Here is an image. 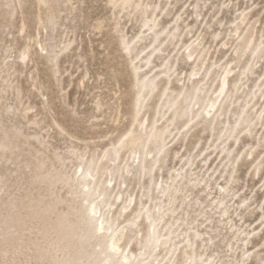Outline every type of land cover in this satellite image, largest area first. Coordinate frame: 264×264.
I'll return each mask as SVG.
<instances>
[{
	"label": "rangeland",
	"instance_id": "1",
	"mask_svg": "<svg viewBox=\"0 0 264 264\" xmlns=\"http://www.w3.org/2000/svg\"><path fill=\"white\" fill-rule=\"evenodd\" d=\"M125 227L129 264H264V0H0V264Z\"/></svg>",
	"mask_w": 264,
	"mask_h": 264
},
{
	"label": "bare ground",
	"instance_id": "2",
	"mask_svg": "<svg viewBox=\"0 0 264 264\" xmlns=\"http://www.w3.org/2000/svg\"><path fill=\"white\" fill-rule=\"evenodd\" d=\"M250 47V46H249ZM225 79H226V76L222 79V81H221V86H220V90H219V93L221 94L223 91H224V88H225V86H226V81H225ZM149 82V81H148ZM147 82V83H148ZM146 85H148V84H146ZM141 87H143V86H141ZM156 87V86H155ZM186 96H187V94H186ZM194 97V96H193ZM198 97H200V96H198ZM186 98V97H185ZM189 98V97H188ZM192 97H190L189 99H191ZM187 99V98H186ZM185 101V100H184ZM191 101H193V99H191ZM194 105H196V104H194ZM186 107H188V106H186ZM210 107V109H213V107H214V105H210L209 106ZM189 108V107H188ZM183 111V110H182ZM182 111L180 112V114L178 115L179 117H181V116H183V113H182ZM207 112V111H206ZM173 114V113H172ZM207 114V113H206ZM197 114H195V116H196ZM173 119V118H172ZM247 120H248V117L246 118ZM187 121H188V119H186ZM245 120V119H244ZM190 121H192V120H190ZM175 122V121H174ZM143 128V127H142ZM153 128V127H152ZM233 129V128H232ZM162 131V130H161ZM159 132H160V130H159ZM158 132V133H159ZM155 133V132H154ZM157 133V132H156ZM160 133H162V132H160ZM157 135V134H156ZM159 135V134H158ZM160 136V135H159ZM156 137V136H155ZM160 139V138H159ZM153 143L154 144H157V141H153ZM158 143H159V141H158ZM151 149H153L152 147H151ZM142 160V159H141ZM148 165V164H147ZM142 166V165H141ZM149 171V170H148ZM89 173H88V171H86L85 173H84V177H86L87 175H88ZM89 212H90V214L93 216V219H97L96 220V227H95V231L97 232V233H104V235H105V237L107 236V234H108V231L110 230V227H111V225H110V220L107 218V217H104V216H97V214L100 212L99 211V206L98 205H94V206H90V208H89ZM96 216L97 217H99V218H96ZM144 220H145V222H147L146 223V232H145V236H144V239H143V242H142V240H139V242H138V244H139V246H143V247H145V244L144 243H151V242H154V244H155V247H154V249L157 247V244H158V240H156V238H154V236H155V229L153 228V221H151V220H154L153 219V216L151 215V213L149 212V210L148 211H146L145 213H144ZM150 220V221H149ZM124 229H126V227L125 228H123L121 231H119L118 233L116 232V234L115 233H112V234H110V235H108V249H109V252L111 253V255H113V256H116L117 258H118V256L121 254V252H120V242H121V240L124 238ZM157 249V248H156ZM155 251V250H154ZM119 260V263L120 264H129L132 260H136L137 258H136V256L133 258V254L131 253V252H128L127 254H121L120 255V257L118 258Z\"/></svg>",
	"mask_w": 264,
	"mask_h": 264
}]
</instances>
